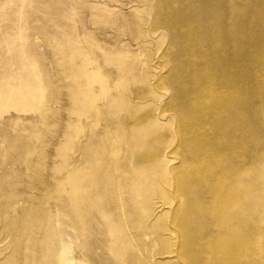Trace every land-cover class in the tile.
Instances as JSON below:
<instances>
[{"label": "rangeland", "instance_id": "1", "mask_svg": "<svg viewBox=\"0 0 264 264\" xmlns=\"http://www.w3.org/2000/svg\"><path fill=\"white\" fill-rule=\"evenodd\" d=\"M0 94V264H264V0H0Z\"/></svg>", "mask_w": 264, "mask_h": 264}, {"label": "bare ground", "instance_id": "2", "mask_svg": "<svg viewBox=\"0 0 264 264\" xmlns=\"http://www.w3.org/2000/svg\"><path fill=\"white\" fill-rule=\"evenodd\" d=\"M34 86L33 85H27L22 89V92L25 95V99L23 102L29 103V102L34 101L40 97V92H41L40 87L41 86H39V85L35 86V87ZM12 95L14 96L15 94H12ZM15 97H16V95H15ZM1 100H2V96L0 94V101ZM68 251H69V247L66 244H64V246L62 248L61 255L67 262L70 260V259H68Z\"/></svg>", "mask_w": 264, "mask_h": 264}]
</instances>
